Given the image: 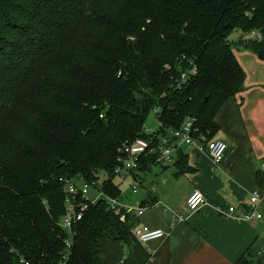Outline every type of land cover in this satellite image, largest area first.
I'll return each instance as SVG.
<instances>
[{
  "label": "trees",
  "instance_id": "trees-1",
  "mask_svg": "<svg viewBox=\"0 0 264 264\" xmlns=\"http://www.w3.org/2000/svg\"><path fill=\"white\" fill-rule=\"evenodd\" d=\"M240 47L264 62V0H0V264H105L102 240L137 241L136 216L106 199L62 228L66 181L97 187L104 174L100 192L120 200L124 145L158 146L189 118L214 139L244 91ZM153 110L161 130L148 135ZM157 165L144 155L140 171Z\"/></svg>",
  "mask_w": 264,
  "mask_h": 264
},
{
  "label": "crops",
  "instance_id": "crops-1",
  "mask_svg": "<svg viewBox=\"0 0 264 264\" xmlns=\"http://www.w3.org/2000/svg\"><path fill=\"white\" fill-rule=\"evenodd\" d=\"M235 55L246 80L244 91L228 101L216 119L219 131L214 139L228 141L223 163L215 164L208 152L178 148L173 164L156 171L153 192L134 207L144 209L141 216H136L137 228L162 229L167 237L131 245L104 239L101 258L105 264H239L244 257L254 264H264V205L263 220L242 219L251 193L264 191L260 169L264 131L255 120L262 111L264 129V62L251 50L236 49ZM249 128L257 130L251 134ZM160 142L167 145L168 140ZM181 155L184 165L179 164ZM151 169L142 173L149 175ZM140 173H126L121 179L124 183H144ZM197 190L206 196L207 204L177 222L173 214H185L187 200Z\"/></svg>",
  "mask_w": 264,
  "mask_h": 264
},
{
  "label": "built area",
  "instance_id": "built-area-1",
  "mask_svg": "<svg viewBox=\"0 0 264 264\" xmlns=\"http://www.w3.org/2000/svg\"><path fill=\"white\" fill-rule=\"evenodd\" d=\"M258 39L261 40V35L253 33L246 35L245 40ZM180 81L177 89L181 91V86L187 84L188 81L197 74V67L191 63L190 69L180 72ZM196 120L189 118L179 130L171 133V138L174 139L175 144L166 146H157L152 140L137 139L133 143L124 145L121 149V154L118 159V164L115 169V175L124 178L126 173L137 174L140 172L141 158L145 156H156L157 166L171 165L174 162V154L181 146L197 149L201 152H208L213 162L217 165L223 163L225 155L228 150V145L221 140H209L206 136L196 137L199 130L195 126ZM177 143V145H176ZM176 145V146H175ZM261 172L264 175V160L261 164ZM66 206L67 215L61 222L62 228L72 231L73 226L83 219L84 213L89 209L90 205L96 204L101 199H106L110 209L116 214H120L122 210L133 213L135 216H141L144 213L143 208L127 209L122 207L120 200L106 197L103 193H99L97 199L94 201L88 198L90 189L94 184L81 183L75 184L74 182L66 181ZM129 189L136 194L139 190V181L135 180ZM207 204L206 196L199 190L195 191L187 200V211L183 215L173 214V218L177 222H183L186 216L200 209ZM264 205V191L255 190L250 195V202L245 209L242 219L248 222L263 220L261 207ZM231 213H235V208L230 209ZM135 237L139 243H148L155 240H161L167 237V233L162 230H150L148 228H136ZM67 250L72 249V242H66ZM19 264H30L27 260L21 259Z\"/></svg>",
  "mask_w": 264,
  "mask_h": 264
},
{
  "label": "rangeland",
  "instance_id": "rangeland-1",
  "mask_svg": "<svg viewBox=\"0 0 264 264\" xmlns=\"http://www.w3.org/2000/svg\"><path fill=\"white\" fill-rule=\"evenodd\" d=\"M242 38V35L237 33V34H234L233 37H232V41L235 42V43H238ZM245 40V39H244ZM246 41V40H245ZM239 49H243V51L245 52L246 49L240 47ZM264 74V73H263ZM264 88V87H263ZM257 117H255V120L257 121V124L258 126H260V131L263 132L264 129H262V126L261 124H263L262 122V119H263V116H262V111H259L258 112V115H256ZM258 116H260L258 118ZM255 123V122H254ZM225 128V127H224ZM232 127L228 128V130H231ZM247 129V132H248V127L246 128ZM145 130H146V133L148 135H153L157 132H159L161 130V124L159 122V119H158V110H153L151 111V113L149 114L148 116V119H147V122H146V125H145ZM250 130V133L252 134V132H255L257 130V128L252 129V128H249ZM223 131V130H222ZM225 136L226 133H223ZM221 134H219L220 136ZM156 137H160L159 138V141H163V140H168L169 141V138L171 137H166V138H163L161 136H158L156 135ZM171 140V139H170ZM226 140V139H225ZM221 140V141H224L226 144H227V140ZM230 140V138H229ZM160 143V142H158ZM162 144V145H161ZM169 143L167 142V145ZM228 145V144H227ZM159 146H166L165 143H160ZM176 155H174L175 157ZM154 166L152 167V173L149 174V175H145L143 174L142 172L138 175H140V177L143 179L144 183L141 182V180H139V190L136 194H134L132 191L129 192L128 188L130 187V180L126 183H124V181L120 178V177H116L115 180H114V183L117 187L120 188L121 190V197H120V204L122 205V207L124 208H127V209H139V208H134L136 205H139L141 204L142 202H144L146 199L145 197L146 196H150V193L153 192V188H154V183H153V178H154V175L156 174V171L157 170H161L162 167L164 166ZM260 169H261V165H260ZM139 173V172H138ZM106 180V175L102 174L101 177H100V180L97 184V187H92L90 189V192H89V195H88V198L92 201H94L95 199H97L99 193H100V188H101V185L103 184V182ZM81 184V183H79ZM128 192V193H127ZM127 193V195H126Z\"/></svg>",
  "mask_w": 264,
  "mask_h": 264
}]
</instances>
